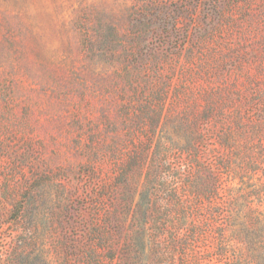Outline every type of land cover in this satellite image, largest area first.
Masks as SVG:
<instances>
[{
	"label": "rangeland",
	"instance_id": "rangeland-1",
	"mask_svg": "<svg viewBox=\"0 0 264 264\" xmlns=\"http://www.w3.org/2000/svg\"><path fill=\"white\" fill-rule=\"evenodd\" d=\"M259 216L264 0H0V264H256Z\"/></svg>",
	"mask_w": 264,
	"mask_h": 264
},
{
	"label": "trees",
	"instance_id": "trees-1",
	"mask_svg": "<svg viewBox=\"0 0 264 264\" xmlns=\"http://www.w3.org/2000/svg\"><path fill=\"white\" fill-rule=\"evenodd\" d=\"M211 180L212 182L206 187H198V189L196 190L195 197H192L191 195H186V202H184V204L181 203V200H183V198H181L179 193H171L172 207H174V209L178 208L176 212L180 213L183 216V214L185 215V212L188 208L193 209V213L197 211L201 207L199 205V201H201L202 198L206 199L211 204V200H214L215 197L217 198L219 194L217 178L212 176ZM257 191L258 190H256L253 194L259 195L260 192L258 191L257 193ZM188 196L190 197V200H188ZM250 216L251 215H249L247 218H250ZM260 217L262 216L253 219L250 224L243 222L241 229V233H243L245 239L247 240L249 251L256 264H264V216L263 218ZM196 227L197 225L186 227V236L185 239H183V248L185 250L189 245L188 239L194 240V238L196 237Z\"/></svg>",
	"mask_w": 264,
	"mask_h": 264
}]
</instances>
